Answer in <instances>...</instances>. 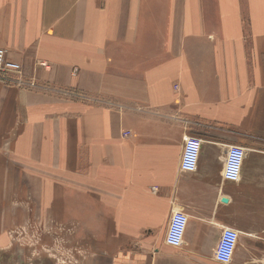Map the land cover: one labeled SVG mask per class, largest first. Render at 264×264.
Segmentation results:
<instances>
[{
	"label": "crops",
	"instance_id": "obj_1",
	"mask_svg": "<svg viewBox=\"0 0 264 264\" xmlns=\"http://www.w3.org/2000/svg\"><path fill=\"white\" fill-rule=\"evenodd\" d=\"M0 47L22 69L0 74V234L35 217L85 234L89 264H222L232 228L229 264H262L264 0H0Z\"/></svg>",
	"mask_w": 264,
	"mask_h": 264
},
{
	"label": "rangeland",
	"instance_id": "obj_2",
	"mask_svg": "<svg viewBox=\"0 0 264 264\" xmlns=\"http://www.w3.org/2000/svg\"><path fill=\"white\" fill-rule=\"evenodd\" d=\"M0 234V264H89L86 235L44 225L42 218ZM46 221V220H45ZM104 259L99 264H104Z\"/></svg>",
	"mask_w": 264,
	"mask_h": 264
},
{
	"label": "built area",
	"instance_id": "obj_3",
	"mask_svg": "<svg viewBox=\"0 0 264 264\" xmlns=\"http://www.w3.org/2000/svg\"><path fill=\"white\" fill-rule=\"evenodd\" d=\"M22 73L21 64L10 59L6 50L0 47V74H8L20 77ZM128 132H125V134ZM201 150V139L196 136H184L179 167L182 171L192 172L195 170L199 153ZM244 156V148L239 145L230 144L226 148L223 178L227 181L239 179ZM187 223V216L183 210L175 209L169 216L165 243L171 247H179L183 243V235ZM238 233L235 229L224 228L213 250L216 262L229 264L234 252ZM264 264V259L262 261Z\"/></svg>",
	"mask_w": 264,
	"mask_h": 264
}]
</instances>
